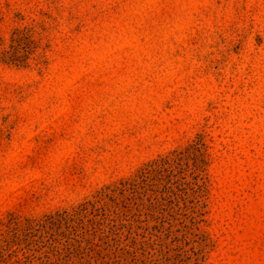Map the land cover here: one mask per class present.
I'll use <instances>...</instances> for the list:
<instances>
[{
	"label": "rangeland",
	"instance_id": "rangeland-1",
	"mask_svg": "<svg viewBox=\"0 0 264 264\" xmlns=\"http://www.w3.org/2000/svg\"><path fill=\"white\" fill-rule=\"evenodd\" d=\"M0 238L264 264V0H0Z\"/></svg>",
	"mask_w": 264,
	"mask_h": 264
},
{
	"label": "trees",
	"instance_id": "trees-1",
	"mask_svg": "<svg viewBox=\"0 0 264 264\" xmlns=\"http://www.w3.org/2000/svg\"><path fill=\"white\" fill-rule=\"evenodd\" d=\"M1 237H2V235H1ZM2 241L5 242V247H3V248L0 247V254L2 256H5L6 255L5 252L12 250V245L15 244V240L0 238V242H2Z\"/></svg>",
	"mask_w": 264,
	"mask_h": 264
}]
</instances>
